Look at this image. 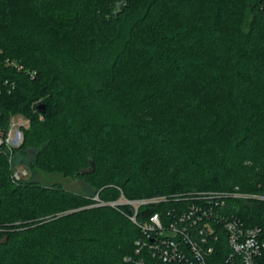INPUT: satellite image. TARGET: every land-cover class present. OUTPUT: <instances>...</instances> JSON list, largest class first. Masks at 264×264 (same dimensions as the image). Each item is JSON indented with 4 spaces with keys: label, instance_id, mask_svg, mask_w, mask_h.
<instances>
[{
    "label": "trees",
    "instance_id": "16d2710c",
    "mask_svg": "<svg viewBox=\"0 0 264 264\" xmlns=\"http://www.w3.org/2000/svg\"><path fill=\"white\" fill-rule=\"evenodd\" d=\"M0 138V264H157L118 197L264 195V0H0ZM27 149L94 193L15 179ZM224 200L264 240V198Z\"/></svg>",
    "mask_w": 264,
    "mask_h": 264
},
{
    "label": "built area",
    "instance_id": "2783aa9c",
    "mask_svg": "<svg viewBox=\"0 0 264 264\" xmlns=\"http://www.w3.org/2000/svg\"><path fill=\"white\" fill-rule=\"evenodd\" d=\"M13 176L16 178V174ZM225 196L264 198L235 191H194L185 208L168 211L165 218L155 211L140 222L136 220L138 208L158 203L165 196L126 199L133 207L130 219L144 234L143 239L135 241V252L146 248L157 264H260L258 258L264 250L260 227L247 226L234 213H226ZM224 247L225 254L216 253ZM134 264L145 262L140 257Z\"/></svg>",
    "mask_w": 264,
    "mask_h": 264
},
{
    "label": "rangeland",
    "instance_id": "374dc122",
    "mask_svg": "<svg viewBox=\"0 0 264 264\" xmlns=\"http://www.w3.org/2000/svg\"><path fill=\"white\" fill-rule=\"evenodd\" d=\"M14 62V61H13ZM29 120L22 113H11L8 115V131L6 134V144L9 148L19 146L22 141V131L27 127ZM20 134L19 137L17 134ZM18 137L19 141H16ZM35 150L27 149L24 152H19L11 157L13 166V174H16L15 179H32L39 181L42 184H52L54 182L60 183L63 187L72 191L92 195L94 193L93 187L83 183L82 181L65 176L58 171H43L37 169L32 165ZM96 197V196H95ZM112 203L124 204L127 203L124 197H118Z\"/></svg>",
    "mask_w": 264,
    "mask_h": 264
},
{
    "label": "water",
    "instance_id": "95a60500",
    "mask_svg": "<svg viewBox=\"0 0 264 264\" xmlns=\"http://www.w3.org/2000/svg\"><path fill=\"white\" fill-rule=\"evenodd\" d=\"M37 108L40 110V111H43V108H44V104L43 103H40L38 104ZM20 134L18 133L17 136H19ZM18 138V137H17ZM17 141V139H16Z\"/></svg>",
    "mask_w": 264,
    "mask_h": 264
}]
</instances>
